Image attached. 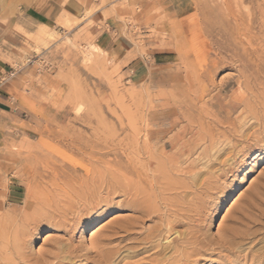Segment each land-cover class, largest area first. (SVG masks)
I'll return each mask as SVG.
<instances>
[{
	"label": "rangeland",
	"instance_id": "374dc122",
	"mask_svg": "<svg viewBox=\"0 0 264 264\" xmlns=\"http://www.w3.org/2000/svg\"><path fill=\"white\" fill-rule=\"evenodd\" d=\"M107 2L93 0L80 17L65 14L71 21L59 18L61 31L50 24L37 34L18 28L28 49L7 58L0 76V90L9 85L17 108L0 125V264L26 233H34V257L96 264L98 241L110 235L112 223L136 215L112 210L101 217L105 190L94 191L89 181L87 195L78 197L68 186L66 192L55 188L63 182L54 172L61 164L100 167L121 158L126 147L152 169H165L163 186L182 180L191 187L172 198L184 207L196 204L188 217L179 216V230L189 233L179 248L191 238L189 247L202 255H176L181 260L173 264H257L261 235L232 252L223 245L229 228L246 234L264 221V0H116L102 21L88 18ZM89 47L103 53L87 61ZM185 127L192 130L187 138L200 132L201 140L174 148L170 138ZM105 179L110 183L108 174ZM94 197H101L98 205ZM50 214L71 224L87 216L65 234L41 223ZM57 241L64 244L61 259L48 258ZM123 245L115 240L108 247ZM120 252V264H155L152 252Z\"/></svg>",
	"mask_w": 264,
	"mask_h": 264
},
{
	"label": "bare ground",
	"instance_id": "6f19581e",
	"mask_svg": "<svg viewBox=\"0 0 264 264\" xmlns=\"http://www.w3.org/2000/svg\"><path fill=\"white\" fill-rule=\"evenodd\" d=\"M227 6H225V7H227ZM230 9H232V8L230 7ZM88 51H89V53L86 57L87 61L91 58V55L93 53H100V54L103 53V51H101V49L97 48V47H89ZM241 91H242V89H241ZM242 96H244V94ZM232 97H234V96H232ZM192 100H194V98H192ZM250 119H252V118H250ZM143 121L146 123L147 119H145V120L143 119ZM189 122L192 124L196 123V121L194 119H189ZM200 124L202 126H204L203 122H200ZM189 131L190 130L187 127L182 128L181 131H179L175 136L170 138V142L172 143L174 148H176V146L179 145V148H181L182 150H185V148L191 147V144H193V142H194L193 139L194 140H201L202 136H201L200 132H197L192 138H187ZM191 132H192V130L190 131V133ZM170 133H171V131H170ZM80 147H78V148L80 149ZM138 152L135 151L134 154H132L131 151L129 150V147H126V149L124 150V154L122 155L121 158H117L114 161L113 160H111V161L105 160L104 162H102V165L100 164V167H93L92 168V167H89L88 165H85L83 163L77 164L78 167H75V166H69V164L66 162L68 164V167L65 166L64 164H61L58 166V168L54 172V176L62 178V182H63V183H58V184L56 183L55 188H58L64 192H66V186H68V187H70V189L73 192H75L78 195V197L80 196L81 198H84L87 195L86 194L87 192L85 193L84 191H87L89 189V186H88L90 184L89 181H92L93 183L92 182L91 183L95 184L97 186L96 190H94V191H100V189L105 190L107 196L105 197V199L102 200V202H104L103 205L106 208L103 210V212H101L103 214V215H101V217H104L108 212H110L112 210H123L125 212H129V213L136 215V216H132V217H126L124 219L122 218V216H120L122 218L121 220L114 221V223H112L114 226L112 225V227L110 229V232H111L110 235L108 234V236H105V238L103 237L102 240L98 241V244L101 246V248L99 251H96V254H94V257H97V259L95 260V263L96 264H120L121 261H119V262H116V261L118 260L117 258L119 256V254L121 253L120 252L121 249H124V252L127 253L126 254L127 256H129V254L131 256H135L138 253L152 252V254H153L152 261H154L155 264H173L175 261L178 260L177 257L179 255H181L182 257H184L187 260L192 256H195L198 254L202 255L200 248L193 247V246L192 247L190 246L191 248L189 247V245H192V242H189V239H191V238L186 240L187 245H183L184 247L183 248L181 247V249L179 248V246H181L180 245V239L187 237V235L189 234V233H185V232L179 230V227H181V226L183 227V222L181 219H179V216L182 215V216L188 217V213H190L192 211L195 212V205L196 204H193V205L191 204V205L184 207L183 205L179 204L177 201H175V202L172 201V198H177V197L179 198V197H182L183 195H185L186 193H188V190L191 188L190 185L187 182L180 180L177 182L167 183L165 186H163L162 176L166 172V171H164L165 169L161 166H158V167L152 169L151 163L144 162V160L141 159ZM94 154H95V152H94ZM66 156L68 157V155H66ZM95 158H97V157H95ZM193 170H195V169H193ZM80 171L83 172L82 175H80ZM106 174L109 175V178H110L109 182L110 183L106 182V179H105ZM192 177H194V176H192ZM105 183H106V185H105ZM90 191H91V189H90ZM83 192H84V194H83ZM99 194H101V193L98 192V195ZM114 195H118V196L120 195L123 197V199L121 198L122 200H120V201L118 200L117 202H113L112 196H114ZM32 196L33 195H30L29 197H32ZM61 196H63V195H61ZM64 196H66V195H64ZM67 196H70V194ZM94 196H95V193H94ZM100 198L101 197H98V198L94 197V200H96L97 205L100 202ZM65 200L66 199H64V201ZM70 200H72V199H70ZM77 200H78V198H77ZM47 201H49V199ZM61 201L63 202V199ZM75 201H76V199H75ZM227 201L228 200H225V203ZM72 202H73V200H72ZM84 202H86V200ZM69 204H70V208L73 207L72 203H68L67 205H69ZM75 204L77 205V203H75ZM81 205H83V204H81ZM203 207H205V206H203ZM63 208H65V207H63ZM77 208H80V207H77ZM60 212H63V211H61V209H60ZM64 213H66V211ZM52 216L53 215H51V217H49V216L46 217L44 220L41 221V223L45 222V224H47V226H51V228L60 230L61 232L63 231L65 234H70L73 230L78 228V225L83 221V219L87 215L84 217L74 218L72 224H71V221H70V223L67 222L66 217H58L56 219V216L55 217H52ZM114 218H116V217H114ZM246 218L247 217H245L243 219H246ZM111 219H113V218H111ZM189 219H191V218H189ZM240 220L238 219L237 221H240ZM253 221H255V220H253ZM147 222H150L151 225L144 227ZM247 224H248V222H247ZM247 224L246 223L244 224L245 227H247L246 226ZM238 225H240V224L238 223ZM256 225H257V223H256ZM28 229H29V227H28ZM138 229L143 230V232L139 233L137 231ZM244 231H245V229H244ZM132 235H134V237H131ZM228 235H229V237H228L227 241L225 242V244H224V240L223 239H221V240H223V244H224L223 246H225L228 249V251H230V252L241 248L243 244H246L249 242H254L259 235H261V236L257 240L259 242L264 241V221L260 224L259 228L253 230L252 232L249 231V233H246V234H242L240 232V230L237 229V227H231L228 230ZM33 236H34V233H26L21 237L19 236L20 238H18L16 240V242L14 243V245H12V247H9V249L7 250V252H8L7 253V261L5 264H51L50 260L47 261L48 259L47 260L44 259L45 258L44 256L43 257L42 256H38V257L32 256V253L30 251V245L32 244V242L34 240ZM177 237H179V238H177ZM195 237H196V235H195ZM115 240H118L120 242V244L122 242H124V245L122 247H115V248L108 247V245ZM128 240H133V241L127 242ZM198 240H200V239L198 238ZM193 242H194V240H193ZM56 243L57 244H55V246H54L55 251L48 252L49 253L48 258L51 257V259H58L59 260V258L61 259L60 254L62 252H64V244H62L58 241ZM181 243H183V242H181ZM171 250H172V253L169 254L171 252ZM204 251H206V250H204ZM222 251H221V253H222ZM70 252H72V251H70ZM234 253H236V252H234ZM203 254H204V252H203ZM176 255H177V257H176ZM256 255H257V253H256ZM149 257H150V253H149ZM246 257H248V256L246 255ZM179 260H181V258H179ZM179 260H178V262H179ZM183 261L185 262V260H183ZM263 262H264V251H262V253L258 257V260L256 263L257 264H260V263L263 264ZM55 264H61V263H55ZM186 264H188V263H186Z\"/></svg>",
	"mask_w": 264,
	"mask_h": 264
},
{
	"label": "crops",
	"instance_id": "0c3cea01",
	"mask_svg": "<svg viewBox=\"0 0 264 264\" xmlns=\"http://www.w3.org/2000/svg\"><path fill=\"white\" fill-rule=\"evenodd\" d=\"M101 1L99 0L97 5ZM115 3L116 0H108L100 10H96L88 18L92 17L96 21H102V14L109 12ZM91 4L93 0H45L39 4L36 2L27 4L23 3V0L21 2L20 0H0V76L9 66L7 58L16 57V51L19 49H28L26 38L18 28L37 34L50 24L61 31L62 28L56 25L59 18L63 16L62 19L68 18L71 21V18L65 14L80 17ZM8 89L9 85H4L0 90V125L3 116L17 109L11 105L13 98L8 94Z\"/></svg>",
	"mask_w": 264,
	"mask_h": 264
}]
</instances>
